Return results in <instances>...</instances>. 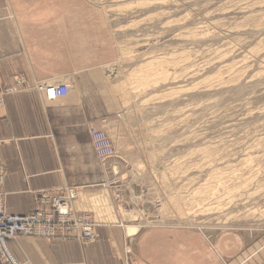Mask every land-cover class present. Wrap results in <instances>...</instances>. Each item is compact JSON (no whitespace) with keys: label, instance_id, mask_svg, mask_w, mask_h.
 <instances>
[{"label":"rangeland","instance_id":"rangeland-1","mask_svg":"<svg viewBox=\"0 0 264 264\" xmlns=\"http://www.w3.org/2000/svg\"><path fill=\"white\" fill-rule=\"evenodd\" d=\"M62 2L115 50L101 84L124 113L106 163L120 217L237 235L264 264V0Z\"/></svg>","mask_w":264,"mask_h":264},{"label":"crops","instance_id":"crops-1","mask_svg":"<svg viewBox=\"0 0 264 264\" xmlns=\"http://www.w3.org/2000/svg\"><path fill=\"white\" fill-rule=\"evenodd\" d=\"M62 1L0 0V88L15 76L26 80L0 107L6 172L0 192L8 213L26 214L37 191L78 187L74 209L97 223L95 241L20 236L7 242L13 255L22 264H250L259 250L245 249L237 235L144 226L120 217L109 169L97 159L89 133L102 127L112 136L123 131L118 99L103 95L101 84L115 50L101 25L76 22ZM39 81H64L69 90L46 101L35 89Z\"/></svg>","mask_w":264,"mask_h":264},{"label":"built area","instance_id":"built-area-1","mask_svg":"<svg viewBox=\"0 0 264 264\" xmlns=\"http://www.w3.org/2000/svg\"><path fill=\"white\" fill-rule=\"evenodd\" d=\"M22 77L0 88V107L5 97L24 88ZM35 89L46 101H53L66 95V83L38 82ZM89 133L98 159L104 163L114 154L111 139L102 129L90 128ZM5 166L0 160V188L4 182ZM76 191L72 187H58L34 194V209L24 215L6 212L3 193L0 192V264H20L6 246L10 238L32 236L38 238H74L83 244L95 241V222L86 213L73 211Z\"/></svg>","mask_w":264,"mask_h":264},{"label":"bare ground","instance_id":"bare-ground-1","mask_svg":"<svg viewBox=\"0 0 264 264\" xmlns=\"http://www.w3.org/2000/svg\"><path fill=\"white\" fill-rule=\"evenodd\" d=\"M17 77H22L23 79H24V82H26V80H25V78L22 76V75H19V76H15L14 78H17ZM13 78V79H14ZM12 82H13V80H12ZM11 82V83H12ZM39 82H43V83H66V82H64V81H62V82H56V81H53V82H45V81H39ZM10 83V84H11ZM38 83V82H37ZM67 85H68V90H69V83H66ZM36 85V84H35ZM68 92V91H67ZM96 129H102V130H104L106 133H107V135L109 136V138L111 139V141H112V144H113V140H112V138L110 137V135H109V133H108V131L104 128V127H102V128H96ZM91 135V134H90ZM91 139H92V137H91ZM92 144H93V139H92ZM93 148H94V145H93ZM113 148H114V144H113ZM94 151H95V149H94ZM114 154H115V149H114ZM114 154L111 156V157H113L114 156ZM95 155H96V152H95ZM96 157H97V155H96ZM111 157H109L108 159H110ZM97 159H98V157H97ZM108 159L104 162V163H102L99 159V162L100 163H102V164H106L107 163V161H108ZM59 187H72L75 191H76V194H78V187H75V186H69V185H64V186H59ZM56 188H58V187H56ZM42 191H47V190H41V191H37V193L38 192H42ZM76 197H77V195H76ZM76 197H75V199H76ZM74 199V200H75ZM3 203H4V201H3ZM73 203H74V201H73ZM34 209V208H33ZM72 209H73V211L74 212H76V213H83V212H77V211H75V209H74V204H73V206H72ZM7 212V211H6ZM29 213V212H28ZM11 214V213H10ZM27 214V213H26ZM87 214V213H86ZM17 215H24V214H17ZM134 218V220H136L137 219V215H136V213H134L133 215H132ZM139 217V216H138ZM91 218V217H90ZM92 219V218H91ZM93 220V219H92ZM94 221V220H93ZM95 222V221H94ZM97 225V223L95 222V226ZM1 226V225H0ZM95 226H94V228H95ZM136 229H137V225H129V226H127V231L129 232V233H132L133 234V232L134 231H136ZM94 233H95V231H94ZM21 235H19V236H17V237H20ZM17 237H15V238H17ZM23 237H32V236H23ZM35 238H38V237H35ZM10 239H14V238H10ZM45 239H47V238H45ZM54 239H61V238H54ZM74 239V238H73ZM9 240V239H8ZM8 240L6 241V246H7V242H8ZM77 240V239H76ZM80 242V241H79ZM81 243V242H80ZM7 248H8V246H7ZM8 250L11 252V250L8 248ZM11 254L13 255V253L11 252ZM14 256V255H13ZM15 257V256H14ZM16 258V257H15ZM16 260H17V258H16ZM17 262H19L18 260H17ZM20 263V262H19ZM20 264H22V263H20Z\"/></svg>","mask_w":264,"mask_h":264}]
</instances>
